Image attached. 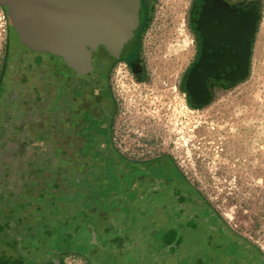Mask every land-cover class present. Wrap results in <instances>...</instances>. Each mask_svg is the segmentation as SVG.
Wrapping results in <instances>:
<instances>
[{
    "label": "rangeland",
    "instance_id": "1",
    "mask_svg": "<svg viewBox=\"0 0 264 264\" xmlns=\"http://www.w3.org/2000/svg\"><path fill=\"white\" fill-rule=\"evenodd\" d=\"M262 1V22L248 78L235 86L217 87L211 103L203 108L192 107L182 89L197 51L190 24L193 0H146L136 28L137 58L142 64L139 76L124 61L101 66L98 52L89 48L85 62L69 63L46 53H31L27 61V53L22 51L25 63H21L18 36L6 9L0 6V184L23 187L25 183L19 185L18 181L28 162L25 159L35 153L39 171L61 174L54 156L66 153V143L60 139L58 147L52 132L46 130L54 123L56 110L51 99L56 85L58 92L68 86L77 94L82 77L92 79L102 74L107 85L106 103L111 109L113 161L132 168V163L164 159L163 165L177 170V183L195 187L231 229L264 255ZM23 73L29 78L26 81H22ZM101 159L89 158V164L103 166ZM69 161L72 165L64 166L68 176L74 171L71 166L82 167L86 160L70 157ZM129 177L130 171V181ZM58 178L65 179L63 175ZM162 192L134 190L133 197L138 200L130 196L126 202L122 198L111 201L126 204L122 211L120 206L110 208L104 203L111 215L80 225L93 215L83 204L86 214L79 215L78 224H57L51 234L44 227L40 246L45 249L36 252L37 259L42 264H57L47 253L52 251L59 255V264H114L115 255L124 251L140 260L136 248L141 230L139 214ZM4 193L8 194L1 189L0 197ZM62 206L64 210L57 214L60 220L65 219V210L80 209L75 202ZM102 207L100 204L95 211L100 212Z\"/></svg>",
    "mask_w": 264,
    "mask_h": 264
},
{
    "label": "water",
    "instance_id": "2",
    "mask_svg": "<svg viewBox=\"0 0 264 264\" xmlns=\"http://www.w3.org/2000/svg\"><path fill=\"white\" fill-rule=\"evenodd\" d=\"M0 6L6 9L22 45L76 63L88 61L87 46L91 50L105 46L118 56L138 24L140 0H0ZM208 11L214 24L213 5ZM211 25L202 56L186 76L184 89L194 108L211 103L210 79L226 80L235 86L250 74V45L236 72L224 77L215 73L210 53L214 49ZM139 215L141 230L136 248L140 260L136 254L119 251L114 264H264L262 252L231 229L190 184L163 191ZM41 249L45 248L33 250ZM47 253L59 264L58 254Z\"/></svg>",
    "mask_w": 264,
    "mask_h": 264
},
{
    "label": "flooded vegetation",
    "instance_id": "3",
    "mask_svg": "<svg viewBox=\"0 0 264 264\" xmlns=\"http://www.w3.org/2000/svg\"><path fill=\"white\" fill-rule=\"evenodd\" d=\"M212 5L214 7V24L210 22L212 15L208 11V7ZM145 9L146 0H140L138 13ZM262 16V0H193L190 24L196 39L197 51L195 59L183 78L182 89L184 92L186 76L202 56L206 45L205 35L210 30L211 24V27H214V49L210 50V53L214 56L215 73L224 77L236 72L238 64L245 59L247 45L251 47L250 72ZM136 28L137 25L118 56L112 55L105 46H100L96 50L99 54L98 64L106 67L108 62L124 61L130 70L139 76L142 72V64L137 58L138 33ZM17 43L22 48L19 50L20 53L22 51L27 53V61H29L31 53L33 55L40 54L26 48L18 38ZM87 48L90 49V46ZM20 57L22 59L23 53ZM20 61L25 63V59ZM219 61H227L231 64L219 66ZM22 76V81L29 79L26 73H23ZM83 78L78 81L82 87L80 88L81 92L77 91V94L73 87L68 90V86L66 89L60 88V92H58L59 87L56 85V94L51 99L55 102L56 110V112L54 111L52 137L58 147L60 146L58 142L63 139L67 147L65 152L69 157L74 158V161L78 157L84 160L100 157L105 166L113 162L117 165V169L130 171L131 180L128 184L129 188L135 191L159 189L166 191L181 185L177 183V170L163 165L164 159L132 163V168L113 161L110 133L111 109L106 103L107 85L103 81L102 74L93 75L92 79ZM4 81L5 78H3ZM208 86L213 98L217 87H230L231 85L226 80L210 79ZM84 87L87 88L86 91ZM35 92L36 98H39L41 95L36 89ZM186 96L189 102L190 97L187 94ZM144 166H146V171L142 168ZM0 186L7 192L10 188L7 183H2ZM133 198L138 200L135 196ZM26 210L24 198L0 197V264H42L41 260L36 257L37 251L33 250L40 245L32 244L27 238Z\"/></svg>",
    "mask_w": 264,
    "mask_h": 264
},
{
    "label": "trees",
    "instance_id": "4",
    "mask_svg": "<svg viewBox=\"0 0 264 264\" xmlns=\"http://www.w3.org/2000/svg\"><path fill=\"white\" fill-rule=\"evenodd\" d=\"M46 130H50L51 133V125ZM50 133L47 135L50 136ZM20 146L26 147L27 143H20ZM37 158H39L38 153H35L25 159L26 161L28 159V162L24 172L19 177L20 181H18L19 185L21 182H24V186L10 187L8 194L2 195V197L9 198H25L27 209L26 234L32 244L41 245L44 227L46 233L49 232L51 234V230L57 227V224H63L65 226L71 225L72 227L73 224L75 225L77 223L76 221L79 222V215L86 214V210L84 212L82 208L83 204L91 208L88 212L93 215L86 218L87 223L85 220L80 221V225L90 224L102 215H111L110 210L104 207V203L110 205V208L120 206L119 211H122L127 207L126 204H116L117 202L113 203L111 201L116 199L120 200V198L125 201L130 196L133 197L134 190L129 188L128 184L129 171L126 172L123 169H117V165L113 162L104 167V165H91L89 164V159H87L82 167L71 166L74 171L72 175L68 176L64 166L67 164L72 165V161H69L70 157L66 153H63L61 156H54L55 162L57 163L56 168H60L61 174L55 171L48 173H44L42 170L39 171L40 168L34 161ZM52 168H55V166ZM59 175H63L65 179H57ZM1 189L5 190L2 186L0 187ZM43 202H47V205H42ZM71 202L77 203V207L80 209L75 211L73 209H67L62 214L65 219H58L57 214H60L64 210L62 209V205L68 204L69 206ZM100 204L103 205L100 212L95 211ZM96 213L97 216L95 215ZM80 225L75 228L78 229ZM38 240H40L39 243L37 242Z\"/></svg>",
    "mask_w": 264,
    "mask_h": 264
}]
</instances>
